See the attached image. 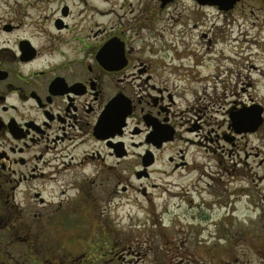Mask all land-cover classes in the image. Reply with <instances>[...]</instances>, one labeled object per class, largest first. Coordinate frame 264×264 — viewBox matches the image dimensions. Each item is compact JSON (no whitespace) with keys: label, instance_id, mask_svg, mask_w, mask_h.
I'll return each instance as SVG.
<instances>
[{"label":"flooded vegetation","instance_id":"flooded-vegetation-1","mask_svg":"<svg viewBox=\"0 0 264 264\" xmlns=\"http://www.w3.org/2000/svg\"><path fill=\"white\" fill-rule=\"evenodd\" d=\"M245 2L225 12L196 0L164 6L160 0H0V264H121L110 248L132 239L149 248L168 237L163 228L174 221L167 208L155 217L151 209L120 216L111 207L128 194L132 155L140 163L132 175L140 181L150 177L164 147L180 139V128L189 126L185 133L206 140L205 113L186 99L191 88L172 91L168 83H188L208 68L184 42L189 25L196 28L195 10L228 15ZM164 13L182 26L176 37L182 40L134 45L140 33L162 35L155 28ZM249 65L264 83L263 70ZM257 79L246 78L251 99L258 97ZM245 107L227 112L235 136L225 140L233 147L237 137L257 134L263 125L237 134L229 113ZM189 113L199 114L201 124L191 125ZM182 153L179 160L168 158L175 170L189 165ZM260 154H253L261 170L251 179L253 189L235 190L233 203L224 202V193L206 192L202 202V220L222 228L219 242L250 243L254 264H264ZM156 187L134 190L154 206L147 191ZM94 232L100 243L91 238Z\"/></svg>","mask_w":264,"mask_h":264},{"label":"rangeland","instance_id":"rangeland-1","mask_svg":"<svg viewBox=\"0 0 264 264\" xmlns=\"http://www.w3.org/2000/svg\"><path fill=\"white\" fill-rule=\"evenodd\" d=\"M263 1L246 0L245 4L243 3V9L240 8L235 13L228 15H222L212 8L195 10L196 28L193 30L191 29L192 23L189 25L188 28L191 31L189 32L188 29L187 40L185 39L184 42L187 43L189 50L192 48L196 50V54L200 55L199 59H203L208 68L200 78L190 79L187 81L188 83L170 82L168 87L172 91L177 90L178 86L191 88L192 94L189 93L186 99L190 102L191 107L205 113L203 133L206 140L201 136L197 137V132L185 133L189 126L180 128V139L176 143L164 147L157 156L154 165L148 170L150 177L140 181H137L132 175L133 169H140L137 153L132 155L129 162L132 169L131 177L128 180L130 189L123 200L120 201L119 198L114 200L111 207L112 213L115 214L118 211L120 216H126L143 208L144 210L151 209V214L154 213L156 217L163 208H167L174 222L166 223L167 227L163 228V233L168 234V237L165 236L154 246L151 245L148 248L144 241L132 239L122 246L118 245L117 249H115L116 247L110 248L117 263H255L250 243L224 244L219 242L222 228L215 225L214 222L202 220L204 214L202 202L208 198L206 192L224 193V202H235L234 199L237 197L234 194L235 190L242 187L253 189L251 179L255 172H261L255 164L253 154L256 151L261 153L260 159L263 160L264 114L263 125L257 134L237 137L234 147L225 139L235 136L228 130L227 112L231 108L240 109L241 106L248 107L251 103H255L264 109L263 77L255 76L254 72H249L252 71V65H249L250 60L264 72ZM187 8L192 10L193 6L188 5ZM251 11L254 13L252 14ZM160 17L155 29L161 31L162 35L156 33V36L152 38L146 32L140 33L139 36H135L134 45L141 46L142 42L170 45L182 40V38H176L177 32L182 26L174 22L175 18L167 20L169 18L167 13ZM201 20L202 22H198ZM162 28L165 31L161 30ZM131 35L134 36L132 33L127 34V36ZM142 35L146 40L141 39ZM175 39L176 41H174ZM248 76H253L254 80L258 78L259 93L257 98L248 97L250 91L246 80ZM134 88L136 91L138 90L136 86ZM184 102V99L179 100L180 108L184 107ZM195 114L199 116L197 113H189L186 120H189L191 125L194 123L200 125L202 121H198ZM188 141H193L195 144H190ZM180 151H183L184 161L189 165L184 169L175 170L173 165L168 162V158L174 157L179 160ZM93 180L96 182L92 186H97L100 182L96 179ZM154 185L159 188L147 191L149 193L147 197L152 200L154 206L151 204L146 206L142 197L137 195L134 189L144 186L150 188ZM260 189L261 187L257 189L258 192H261ZM54 194L57 196L56 192ZM176 195H178L177 198ZM43 197L46 199L47 194L45 193ZM214 198L215 195L212 196L213 200ZM241 207L245 208V206ZM90 214H93L95 218L97 216L96 211ZM141 215L140 218L143 219L144 213ZM199 215L201 216L199 217ZM101 216L99 218L106 217ZM147 228H151V224H148ZM140 229L141 227L138 228V230ZM97 236L98 234L94 232L91 238L99 242ZM135 237L137 236H133V238ZM257 245L262 247L261 244ZM155 257L159 259L156 263H154Z\"/></svg>","mask_w":264,"mask_h":264},{"label":"water","instance_id":"water-1","mask_svg":"<svg viewBox=\"0 0 264 264\" xmlns=\"http://www.w3.org/2000/svg\"><path fill=\"white\" fill-rule=\"evenodd\" d=\"M162 6L172 0H160ZM202 5L216 6L220 11H229L239 2V0H196ZM116 104V103H115ZM111 107H117L111 105ZM263 108L260 105L253 104L251 107L243 108L237 112H230L229 117L231 124L235 132L241 133H252L255 132L262 124ZM150 165L149 163H143L144 167Z\"/></svg>","mask_w":264,"mask_h":264}]
</instances>
